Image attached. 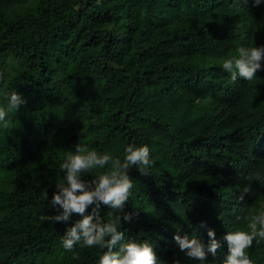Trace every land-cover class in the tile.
<instances>
[{"label":"trees","instance_id":"trees-1","mask_svg":"<svg viewBox=\"0 0 264 264\" xmlns=\"http://www.w3.org/2000/svg\"><path fill=\"white\" fill-rule=\"evenodd\" d=\"M259 45L264 2L0 0V107L4 93L25 101L7 113L9 128L0 123V264H97L98 246H62L80 216L39 219L56 214L60 164L77 144L120 159L146 145L154 161L147 175L128 172L132 217L114 251L146 239L160 264H200L173 237L206 245L211 228L222 248L208 261L222 264L226 232L249 230L264 211V67L234 83L222 64ZM247 254L264 264V241Z\"/></svg>","mask_w":264,"mask_h":264},{"label":"clouds","instance_id":"clouds-1","mask_svg":"<svg viewBox=\"0 0 264 264\" xmlns=\"http://www.w3.org/2000/svg\"><path fill=\"white\" fill-rule=\"evenodd\" d=\"M243 2L246 4L248 0ZM252 2L259 6L264 0ZM262 61L264 45L240 46L235 55L223 61L222 67L230 74L234 83L238 78L250 82L264 67ZM2 78L3 74L0 73V79ZM3 95L8 103L7 108L0 107V123L4 128H9L7 113L18 110L25 101L16 91ZM153 163L146 145H127L123 159H120L113 158L110 153L100 154L77 144L75 150L68 152L60 164L63 180L55 184L56 191L50 201V205L57 209L56 214L41 215L39 219L54 224L66 223L74 215L80 216V219L66 229L62 236V246L69 252L77 244L89 248L98 246L104 251L99 255L97 264H160L153 245L146 239L130 238L120 245L118 251L113 250L123 239V233L119 230L121 220L129 221L132 217L131 213L123 212L133 188L128 172L135 167L141 174L147 175ZM106 165H110L109 170L92 179H86L82 175L93 169H103ZM243 192H248V189L245 188ZM239 199L243 201V194ZM101 205L111 209L107 220L100 215ZM89 207L91 212L87 211ZM247 228V231L237 229L226 232L223 236V241L227 242V254L222 264H253L247 249L253 245V241H264V211L251 216ZM207 234L209 240L206 245L195 235L189 238L187 234L181 236L177 233L173 238L189 258L198 260L200 264H209L208 255L216 257L222 248V241L216 238L215 231L211 228Z\"/></svg>","mask_w":264,"mask_h":264},{"label":"rangeland","instance_id":"rangeland-1","mask_svg":"<svg viewBox=\"0 0 264 264\" xmlns=\"http://www.w3.org/2000/svg\"><path fill=\"white\" fill-rule=\"evenodd\" d=\"M163 165H164V168L167 169V168H169V166H170V162H166V163H164ZM163 174H165V173L163 172ZM165 175H166V174H165Z\"/></svg>","mask_w":264,"mask_h":264}]
</instances>
